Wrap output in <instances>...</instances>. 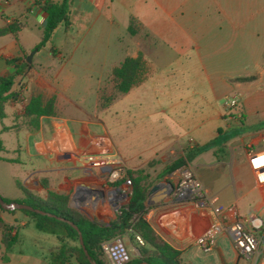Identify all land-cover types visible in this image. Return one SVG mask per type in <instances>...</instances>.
<instances>
[{
  "label": "crops",
  "instance_id": "1",
  "mask_svg": "<svg viewBox=\"0 0 264 264\" xmlns=\"http://www.w3.org/2000/svg\"><path fill=\"white\" fill-rule=\"evenodd\" d=\"M38 1L0 0V30L13 21L24 25L17 37H0V77L16 76V95L6 106L10 123L2 132L20 138L11 149L2 145L8 154L2 161L19 166L43 187L32 190L18 182L22 193L12 195L11 201L25 199L24 190L42 200L49 191L70 199L77 186L94 184L99 171L83 165L79 154L99 143L118 153L130 171L149 173L152 162L163 166L182 160L179 167L189 164L211 200L203 206L163 201L153 205L147 221L182 253L183 264H254L238 253L227 232L217 234L209 253L201 251L196 239L218 222L229 224L250 215L264 220V186L249 164L250 154L264 152V0H74L72 25L61 26L52 45L40 50L46 14ZM117 8L128 16L129 26L135 18L136 34L129 33L127 50L110 60L114 66L108 73L140 53L150 70L147 80L120 100L125 102V122L139 129V148L126 141L116 144L103 118L101 125L89 121L99 112L97 91L104 76L89 64L85 68L90 71L84 79L91 78L89 73L100 75L90 111L84 96L89 87L76 84L82 76L69 66L90 63L78 57L80 30ZM34 51L29 65L27 57ZM14 59L21 74L8 62ZM24 64L29 67L23 69ZM235 94L242 100L238 120L228 118L224 109L225 100ZM34 95L55 97L57 115L42 117L32 132L22 115ZM16 123L22 125L19 131H4ZM172 173L162 181L174 184ZM218 207L224 210L215 215L212 209ZM0 219L18 238L6 250L0 228V264H52L53 254L62 247L59 235L38 230L35 219L21 211L0 210ZM124 237L136 254L135 244ZM70 264L78 262L72 258Z\"/></svg>",
  "mask_w": 264,
  "mask_h": 264
},
{
  "label": "trees",
  "instance_id": "2",
  "mask_svg": "<svg viewBox=\"0 0 264 264\" xmlns=\"http://www.w3.org/2000/svg\"><path fill=\"white\" fill-rule=\"evenodd\" d=\"M73 4L74 0L38 1V5L46 14L43 38L37 47L39 50L52 45L55 34L61 26L69 28L72 25L71 14ZM23 28V24L13 21L6 28L0 30V37L9 34L17 37ZM135 28L136 20L132 17L129 27L130 35L136 34ZM51 52L56 53L54 47L51 48ZM8 62L16 66L17 72L15 74L22 73L17 59ZM28 67L29 65L27 64L23 65V69ZM149 73L148 64L141 53L137 57H127L119 66L111 71V80L98 88V108L102 111L109 109L118 99L129 94L135 87L142 85L147 80ZM15 78V75L0 77V119L7 117L6 106L16 95L12 91L15 85ZM241 80L248 81L250 79ZM56 115L55 97L45 100L42 95H34L26 106L22 118L24 125L32 132H35L39 129L42 117ZM21 126L19 123H16L13 127H5L4 131H19ZM210 146L208 145L204 149ZM1 150H3L2 144ZM8 161L19 162L18 160ZM182 163V160H179L168 166L164 171L163 177L175 171ZM130 176L133 180V195L129 206L123 211V214L117 221L111 222L109 225L98 221H91L72 209L69 206V196L66 194L49 191L47 198L42 200L24 190L25 199L17 202L28 204L35 209H40L55 216L50 217L35 212L21 211L35 219L38 230L60 236L62 247L53 254L52 264H70L72 258L78 264H92L80 245L79 233L68 223L60 221L58 217L70 220L78 225L83 235L86 250L92 261L97 264H107L104 260L102 243L115 237L124 236L129 237L139 252L129 264H139L141 262H148L150 264H183L182 253L165 242L146 219L147 213L154 207L147 203L148 194L152 187L149 183L150 174L147 172V169L130 171ZM3 199L5 202H12L11 200ZM0 210L6 211L1 206ZM0 228L3 230L2 245L6 250H9L18 242V238L13 235L14 229L7 226L1 219ZM137 236L142 238L145 243L144 246H141L137 242Z\"/></svg>",
  "mask_w": 264,
  "mask_h": 264
},
{
  "label": "built area",
  "instance_id": "3",
  "mask_svg": "<svg viewBox=\"0 0 264 264\" xmlns=\"http://www.w3.org/2000/svg\"><path fill=\"white\" fill-rule=\"evenodd\" d=\"M241 101V97L236 94L225 100L224 109L228 118L238 120L242 117L239 112ZM99 144L98 148L79 154V161L90 169H97L99 176L94 184L77 186L70 197L69 206L91 221L109 225L117 221L129 206L133 195V180L123 158L114 150ZM249 164L258 184L264 186V152L250 154ZM171 175L175 182L165 184L171 193L164 201L171 204L203 206L211 200L189 164L185 163ZM223 210L221 207L212 209L215 215ZM221 232L230 235L241 256L253 259L254 264H264L262 217L250 215L236 218L229 224L218 222L214 228L197 237V246L205 253L213 251L216 246V236ZM136 239L141 246L145 245L141 237L137 236ZM136 250L137 253L134 254L125 237H115L102 243L107 264H129L135 255H138V249Z\"/></svg>",
  "mask_w": 264,
  "mask_h": 264
},
{
  "label": "rangeland",
  "instance_id": "4",
  "mask_svg": "<svg viewBox=\"0 0 264 264\" xmlns=\"http://www.w3.org/2000/svg\"><path fill=\"white\" fill-rule=\"evenodd\" d=\"M111 20H115L116 24H111ZM128 16L120 15L119 9H115L112 12H106L105 16L99 18L95 24L90 23L89 27L85 30H80L77 34V41H79L80 47L78 48V57L82 56L90 63H78L77 65H69L76 73L81 74V79L76 81L78 86H88L89 92L85 93V101L88 108L91 109L95 107L96 103V91L98 80L100 75L98 73H89L90 79H84L87 75L85 68L89 64L90 67L95 69L97 72L102 74L103 79L100 82L99 87L110 81L113 62L110 60H116L120 56V51L125 52L127 50V45L129 41V22ZM131 25V23H130ZM44 55V54H43ZM105 60L110 61L109 63H104ZM93 61V62H92ZM112 62V63H111ZM121 64V63H120ZM88 76V75H87ZM110 83V82H109ZM118 99L109 110H100L95 113L94 119H89L90 122L95 121V123L101 125L104 122L109 126L110 131L116 141V144L122 146L126 141L127 145L133 148H139L141 138L139 137V129L134 123H126L123 106L125 102H121ZM120 101V102H119ZM123 108V110H122ZM98 113V114H97ZM103 118V120L99 119ZM10 123V120L0 119V142L5 148L11 149L18 144L20 138H18L15 133H3V125ZM12 154V153H11ZM8 156L7 152L3 149L0 151V173L4 176H0V195L1 197L12 200V195L19 193L21 195L22 191L19 189V183L27 188H32V190L37 187L42 189L40 183L34 184L32 180L28 178V173L23 171L19 166L14 164H4L2 158ZM172 162L165 165H159L157 162H152L149 164L151 169L150 173V186L158 184L160 181L165 179L163 177L164 171ZM159 165V166H158ZM15 178V179H14ZM264 189V188H263ZM40 192V190H39ZM37 195V194H36ZM41 197L42 195H37ZM43 198V197H41ZM256 216V215H255ZM75 245V244H73Z\"/></svg>",
  "mask_w": 264,
  "mask_h": 264
},
{
  "label": "water",
  "instance_id": "5",
  "mask_svg": "<svg viewBox=\"0 0 264 264\" xmlns=\"http://www.w3.org/2000/svg\"><path fill=\"white\" fill-rule=\"evenodd\" d=\"M35 51L32 52L28 57H27V63L29 65L32 64L33 61V57H34ZM0 147H1V142H0ZM168 181H160L158 184H156L149 192L148 194V199H147V203L149 205H157L162 203L169 195H170V191L165 187V184H168ZM0 206L2 207V209L6 210V211H30V212H35L41 215H48L50 217H55L53 214L51 213H47L44 212L40 209H35L34 207L25 204V203H20V202H5L4 199L0 196ZM58 219L60 221L66 222L68 223L71 227H73L78 233H79V240H80V245L83 248V250L85 251L88 259L92 262V264H97L94 261H92L90 255L88 254V251L86 250V246L84 243V239H83V235L82 232L80 230V228L78 227V225H76L74 222L58 217ZM139 264H150L148 262H141Z\"/></svg>",
  "mask_w": 264,
  "mask_h": 264
}]
</instances>
